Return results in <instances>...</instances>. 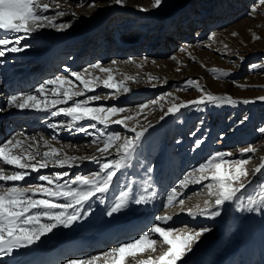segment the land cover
Instances as JSON below:
<instances>
[{
  "label": "snow or ice",
  "instance_id": "1",
  "mask_svg": "<svg viewBox=\"0 0 264 264\" xmlns=\"http://www.w3.org/2000/svg\"><path fill=\"white\" fill-rule=\"evenodd\" d=\"M165 3L166 0H151V9L140 6L138 10L159 11L164 8ZM258 3L264 5V0H258ZM111 4L125 7L126 0H111ZM96 5L97 0H91L87 7L95 8ZM49 12L53 14L48 15ZM65 15L61 0H0V58H5L9 53H20L29 49L31 45L22 41L28 40L41 29L67 31L72 26L71 22H57ZM72 15L75 16V13ZM197 23L198 21L194 19L184 17L169 21L163 27L179 33L185 27L194 29ZM232 35L235 36L237 33ZM213 37L214 34H210L209 41L213 40ZM258 39L260 37L254 34L253 40ZM2 62L0 59V63ZM117 63L115 60L111 62L112 65ZM124 63L135 61L130 59ZM257 69H264V65L249 66V71ZM91 70H98L103 75H93ZM65 72L66 75H56L43 80L34 90L7 96L6 104L0 106V112L14 108L19 111L44 112L47 117L52 118L58 115L65 117V120L47 123V127L56 132L51 140L39 133L28 135L24 132H15L0 142V264H31L27 258L38 255L46 239L54 236L57 229L71 228L90 216L91 201L105 203L106 196L113 187L123 185L106 212L109 217L128 208L131 203L147 205L155 200L159 195L151 182L155 168L145 167L137 160L146 133L154 127L150 121L144 125L136 119L145 109L154 110L159 106L163 111L159 121H163L168 116H182L185 109L204 113L210 107L251 104L256 100L264 102V96L237 100L226 93L214 94L197 80L187 79L183 90L194 88L199 93L197 98L180 101L172 93H164L148 102L137 104L135 109L105 105L98 103L102 98L96 91L98 87L115 90L104 94L105 100L109 98L118 100L119 94L130 92L126 81L136 83L141 81L125 75L116 82L113 68L105 67L100 62L90 63L80 71L66 68ZM209 72L215 79L230 75L228 71L218 68L209 69ZM156 79L157 77L149 76V80ZM236 86L248 87L246 84ZM79 97L84 99H76ZM165 97L170 98L168 100L170 106L166 111L160 103ZM59 105L64 106L57 107ZM125 112H135V116L121 115ZM248 119L249 117L245 115L239 119L238 124L243 125ZM198 121L197 127H203L205 117H198ZM113 124L122 126L124 132L111 130ZM61 130L80 133L90 139L82 146L68 144L54 147L53 142L60 143L57 137ZM257 131L264 134V126H259ZM189 134L196 137L189 149L195 154L201 150L206 140L202 136H196L195 132ZM41 147L47 150L41 151ZM81 147L94 150L85 155H72L66 151L70 148L79 152ZM256 151L254 146H246L240 150V158H234L237 155L235 151H213L173 183L166 192L164 208L180 206L181 212H185L193 219L200 216L214 220L222 215L226 205H235L237 212H257L264 217V179L256 181V177L264 171V162L252 169L247 167L253 158L249 154ZM261 160L264 161V157H261ZM85 162L96 165V168L87 174H73L71 170L80 168ZM49 168L58 170L47 174L42 172ZM133 171L138 175L148 176L142 188L137 187ZM33 173H36L35 178H32ZM121 177L125 179L122 180ZM254 182L255 187L248 193L247 190ZM191 184H200L206 189L207 198L203 200V207L199 204L184 207L186 191ZM176 214L179 215L180 212ZM172 219V215H156L155 222L150 227L131 240L121 242L107 252L100 253L99 256H114L111 264H188L190 254L211 228L185 226L182 235H174L176 229L163 226ZM156 237H159V241ZM158 242L162 247L166 246V250L155 257L138 259V256L147 250L157 252L155 246ZM97 260L98 256L93 255L87 259L69 260L67 264H96ZM104 264H109V261L106 259Z\"/></svg>",
  "mask_w": 264,
  "mask_h": 264
},
{
  "label": "rangeland",
  "instance_id": "2",
  "mask_svg": "<svg viewBox=\"0 0 264 264\" xmlns=\"http://www.w3.org/2000/svg\"><path fill=\"white\" fill-rule=\"evenodd\" d=\"M90 2L91 0H61V6L66 11V15L63 18H59L57 22H71L76 28L71 29V26L67 31L60 32L52 28L41 29L29 37L28 40L22 41V43L31 45L29 49L20 53H9L5 58H0L3 60L0 63V70L8 71V67L17 68L10 65V63L25 61L24 64L16 65L18 67L25 66V72L32 75L36 66L42 64V62L38 63L40 60L37 58L42 59L44 67L49 68L52 61V56L50 55L55 51L62 56V61L60 56H58L57 64L54 59L56 70L54 73H49L47 75L48 78L45 79L53 78L56 75H66V72L61 73L62 69L80 71L90 63L100 62L105 67L111 66L113 68L114 81L116 82L123 79L125 75L136 77L141 82L126 81V86L130 88V92L119 94L118 100L111 98L105 100L104 94L115 90L104 89L102 86L98 87L96 91L102 97L98 103L132 109H135L137 104L148 102L164 93H172L180 101L197 98L199 93L194 88L183 90L184 82L187 79L197 80L214 94L226 93L237 100L255 99L264 96V87H260L264 86V69L249 71L251 64L264 65V5H260L258 0H166L162 10H151L148 12H141L138 7L142 6L143 8L151 9V0H126L125 7L111 4V0H97L95 8L87 7ZM253 8H255V11H253ZM82 9L89 11L82 13ZM72 13H75V16ZM47 14L52 15L53 13L49 12ZM184 17L198 21L194 29L185 27L179 33H175L163 27L169 21ZM242 25L256 28L261 32L262 37L257 41H252L248 38V40H242L244 36L242 32L245 28L241 30ZM232 33H237V35L233 36ZM210 34H214L211 41L208 39ZM237 38L240 41L235 42ZM194 46L202 54L196 52L191 54L189 47ZM182 48L186 50L181 51ZM130 59L135 61V63H124V61ZM113 60L118 63L112 65L111 62ZM137 65H140V67H137ZM33 66H35L34 69L32 68ZM212 68L228 71L230 75L227 76V79L225 77L215 79L209 72V69ZM91 71H93V75H103L98 70ZM10 73L11 70L6 72L5 76L9 78ZM19 73L17 72L16 82L14 83L22 85L21 79L18 80ZM40 73H42L41 78H43L45 72L39 71ZM2 75L4 74L0 73V76ZM149 76L157 77V79L149 80ZM40 81L39 79L36 85ZM6 82L4 80L0 91L7 89ZM76 83L79 84V82ZM153 84L156 86L153 87ZM237 84H246L248 87L239 88L236 86ZM11 94L13 93L10 91L5 92L3 96L0 93V106L6 104V98ZM88 94L91 95L92 93ZM76 99L82 100L84 97ZM169 99V97H165L164 100L160 101L164 106V111L170 106L168 103ZM62 106L64 105L57 107ZM16 111L0 112V120L5 116L8 117V120L3 119L2 123L0 122V128L12 121L13 116H10L9 112L15 113ZM16 114H18V111ZM162 114L163 111L159 106H156L154 110L151 108L145 109L139 117H136L141 124L146 125L150 121L154 125L146 133L137 157L138 162H142L145 167L155 168L152 175L157 174V176L151 182L153 184L154 182H160L161 187H163L159 194L162 200L157 198V203L153 201L149 205L155 208L161 201L162 205L156 215L173 216V221L171 220V223L163 226L176 229L177 231L174 235H182V230L185 226L191 228L208 226L211 228V231L201 238V242L190 254L188 264H209V261H211V264H221L222 253L224 254L227 251L224 257L231 258L232 252L240 248L244 250L251 249L255 242L264 238V217L259 213L237 212L235 205H226L222 210V215L214 220L200 216L193 219L185 212H181L180 206H169L165 209L163 205L166 192L173 183L181 178L185 171L196 166L213 151H235L237 155L234 158H240L239 152L242 148L254 146L257 151L254 154H249L253 158L247 167L252 169L264 162L261 160V157H264V134H260L257 131L259 126H264L262 125V122H264V102L256 100L255 103L251 104L238 103L234 106L210 107L204 113L185 109L180 117L168 116L163 121H159V117ZM121 115L135 116V112H125ZM245 115L249 117L248 121L243 125H239V119H242ZM200 116L205 117L203 127H197L199 124L198 117ZM61 120H65L63 115L52 118L41 112L36 119L24 121L16 132H21L26 124L31 123L32 128L26 129V131L29 129L32 131L28 135L39 133L51 140V137L56 135V132L48 128L47 123H56ZM129 124L131 125V122ZM111 130L124 132V128L116 124L111 125ZM190 132H195L196 136H202L206 140L201 150L195 154L189 150L193 140L196 138L191 136ZM125 134L132 135V133ZM57 139L60 143L53 142L54 147L68 144L82 146L90 138L80 133H69L61 130ZM177 141L180 142L177 143ZM41 149L42 151L46 150L43 147ZM66 151L68 153L76 152L70 148L66 149ZM91 152V149L81 147L77 155L90 154ZM95 168L96 165L85 162L80 168H74L72 171H75V174H87ZM54 170L58 169L49 168L42 170V172L47 174ZM132 175L137 182L138 179H141L139 178L140 175L135 171H133ZM121 179L125 178L121 177ZM261 179H264V171L256 177V181ZM137 187L142 188L139 184H137ZM254 187L255 182L247 190L248 193H251ZM122 188L116 187L110 191L116 192L113 193V199H115ZM206 198V189L202 188L200 184H191L186 191L184 207H194L197 204L203 207V200ZM109 205L107 199L106 204L92 200L91 211H100L101 215L98 218H90L92 220L89 219L87 221L105 224L112 220L113 217H117V214H115V216L106 219L107 211H105V208ZM136 206L131 203L124 210L131 211ZM177 212H180V216L173 214ZM95 227L97 228H93L94 231L92 233L97 235L102 233L99 226ZM82 228L85 229V226ZM117 229L118 226L114 225L113 230ZM127 234L129 236L131 234L129 228L121 230L117 235L121 239L124 238L122 242L134 238V236L129 237ZM58 236L59 234H55L49 240H60V238H57ZM156 238L159 241V237ZM155 247H157V252H145L142 255V259H146L148 256L155 257L166 250V246L162 247L159 242ZM109 249L110 247L105 252ZM242 249L239 251V255ZM208 255L212 256V259L208 258ZM138 259H141V257Z\"/></svg>",
  "mask_w": 264,
  "mask_h": 264
},
{
  "label": "bare ground",
  "instance_id": "3",
  "mask_svg": "<svg viewBox=\"0 0 264 264\" xmlns=\"http://www.w3.org/2000/svg\"><path fill=\"white\" fill-rule=\"evenodd\" d=\"M82 5V4H81ZM103 5V4H102ZM103 6H105V5H103ZM107 6V5H106ZM87 11H89V10H84V9H82L81 10V12L82 13H87ZM243 26V25H242ZM245 26H243L242 28H241V30L244 28ZM76 28V26L74 27V25H72V28L71 29H75ZM242 34L244 35L243 36V38H242V40H246L247 38L248 39H251L252 41H253V35L255 34L256 36H259V37H262V34H261V32H259V30H257L256 28H252V27H250V26H247V27H245L244 28V30H243V32H242ZM247 39V40H248ZM106 41V40H105ZM164 41V40H163ZM238 41H240V40H238V38L235 40V42H238ZM257 41V40H256ZM87 42V41H86ZM152 42V41H151ZM215 42V41H214ZM245 42V41H244ZM259 42V41H258ZM154 43V42H153ZM91 44H93V43H91ZM109 44V43H108ZM152 44V43H151ZM156 44V43H155ZM155 44H154V46H155ZM210 44H211V42H210ZM104 45V44H103ZM113 45V44H112ZM157 45V44H156ZM206 45V44H205ZM75 46V45H74ZM79 46V45H78ZM108 46V45H107ZM149 46V45H148ZM153 46V47H154ZM256 46V45H255ZM263 46V45H262ZM104 47V46H103ZM124 47V46H123ZM147 47V46H146ZM151 47V46H150ZM213 47V46H212ZM107 48V47H106ZM249 48V47H248ZM58 49V48H57ZM83 49V48H82ZM213 49H214V47H213ZM220 49V48H219ZM238 49V48H237ZM259 49V48H258ZM109 50V49H108ZM244 50V49H243ZM189 51L191 52V54H193L194 52H196V53H198V54H202V52L201 51H199V49L196 47L195 48V46L194 47H189ZM124 52V51H123ZM59 54L57 51H55V52H53V54ZM232 55V54H231ZM219 56V55H218ZM221 56V55H220ZM233 56V55H232ZM217 57V56H216ZM211 59V58H210ZM40 60V59H39ZM59 59H58V56L57 57H55V62L57 63V61H58ZM214 61V60H213ZM27 62V61H26ZM54 62V63H55ZM221 64V63H220ZM219 64V65H220ZM223 65H225V64H223ZM33 69L35 68V66H33L32 67ZM226 68V67H225ZM48 69H46V71H47ZM65 70V69H64ZM64 70H62V72H65ZM34 71V70H33ZM142 72V71H141ZM226 79H227V77H225ZM244 82V81H243ZM3 83H4V80H1L0 81V87H2L3 86ZM5 96V95H4ZM1 98V97H0ZM1 102V101H0ZM134 103V102H133ZM13 110H17V109H11V110H9V111H13ZM18 111V114H16V115H20L21 117H23L24 119H27V118H35V115H34V113H35V111H29V110H24V111H19V110H17ZM40 117V116H39ZM42 117V116H41ZM44 117V116H43ZM38 121V120H37ZM36 121V122H37ZM41 121V120H40ZM27 122V121H26ZM32 122V121H31ZM34 122V121H33ZM35 122V123H36ZM23 123V122H22ZM37 124V123H36ZM35 124V125H36ZM23 126V125H22ZM34 128V127H33ZM42 128V127H41ZM47 130V129H46ZM47 150V149H46ZM92 151L94 150V149H91ZM41 151H42V149H41ZM44 151V150H43ZM69 154H72V155H77V152H69ZM143 154V153H142ZM168 156V155H167ZM142 157V156H141ZM165 158V157H164ZM167 158V157H166ZM138 160V159H137ZM250 164V163H249ZM253 164V163H252ZM254 164H256V163H254ZM78 169V168H77ZM80 170V169H79ZM174 170V169H173ZM168 171V170H167ZM36 175V173H33L32 174V176H35ZM146 179V176L145 175H142L141 176V179H140V181L141 182H144V180ZM114 192V191H113ZM114 193H116V192H114ZM155 203H157V200H155ZM175 207V206H174ZM135 209V208H134ZM133 209L131 210V212L133 213ZM99 216L101 215V212L100 211H98V212H96ZM138 215H142V216H144V215H146V211H142V212H139V213H137ZM173 214H175L176 215V213H173ZM115 216V215H114ZM180 216V215H179ZM133 216H127V217H125V216H122L121 217V221L120 222H117V221H115V220H117V217H113V219L112 220H110V221H108V222H106L105 224H99V223H92V222H89V221H87V220H89V219H82L80 222H78L77 224H75L74 226H72L71 227V229H73L75 232H76V237H78V238H82L83 239V237H85V236H87V239L89 240V241H93V242H95V241H97V243H98V241H100L98 244H100L102 247H103V242H105L106 241V239H109V236H114V237H120V236H118L117 234L121 231V230H123V229H128L129 227H127L126 226V224H128V223H130V222H133V220H134V218H132ZM109 218V216H106V219H108ZM180 219V218H179ZM90 220H92V219H90ZM173 221V220H172ZM168 223H171V221H169ZM167 223V224H168ZM86 225H94V226H99L100 227V229L102 230V233H100V234H95V233H92L93 231H94V229H92V230H89V229H87V228H85V229H83L82 227H84V226H86ZM114 225H117L118 226V229L117 230H113V226ZM68 228H59V229H57L56 230V233L55 234H59V236L62 234V233H64L66 230H67ZM59 236L57 237V238H59ZM52 237V236H51ZM48 239H50V238H48ZM124 239V238H123ZM123 239H121V238H119V239H115V240H121V242H122V240ZM61 240V239H60ZM62 241V243L64 242V240H61ZM94 245L96 244V242L95 243H93ZM45 246H47V247H52V246H50L49 244H46L45 243ZM55 248H59V247H55ZM150 251L151 250H147L146 251V253H150ZM103 252H105V251H103ZM102 252V253H103ZM227 252V251H226ZM225 252V253H226ZM225 253L223 254L222 253V255L224 256L225 255ZM233 253V252H232ZM143 255V254H142ZM142 255H139L138 256V258L139 257H141V259H142ZM96 256H98V260H97V262H96V264H104V262H105V260L107 259L108 261H109V264H111V261H113L114 259H115V257L114 256H112V255H109L108 257H102V256H99V255H96ZM229 256V255H228ZM230 257V256H229ZM208 258H211L212 259V257H210V255H208ZM215 263V262H214ZM209 264H211V263H209Z\"/></svg>",
  "mask_w": 264,
  "mask_h": 264
}]
</instances>
